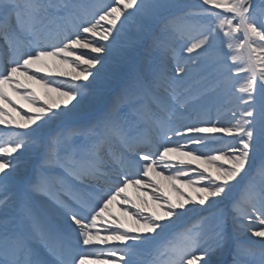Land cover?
<instances>
[{
    "label": "snow or ice",
    "instance_id": "snow-or-ice-1",
    "mask_svg": "<svg viewBox=\"0 0 264 264\" xmlns=\"http://www.w3.org/2000/svg\"><path fill=\"white\" fill-rule=\"evenodd\" d=\"M0 126V264H264V0H0Z\"/></svg>",
    "mask_w": 264,
    "mask_h": 264
},
{
    "label": "bare ground",
    "instance_id": "bare-ground-1",
    "mask_svg": "<svg viewBox=\"0 0 264 264\" xmlns=\"http://www.w3.org/2000/svg\"><path fill=\"white\" fill-rule=\"evenodd\" d=\"M187 2H194V0H187ZM61 67H63V68L66 69V66H61ZM66 70H69V71H70V69H66ZM54 78H55V79H60V80H63V79H69V78H66V77H55V76H54ZM32 87H33V89H35L36 92H39V93H37V94H39V95L42 96V97L44 96V94H42V95L40 94L41 91L38 89V87H40L39 85L33 83V84H32ZM41 90L44 91L43 88H41ZM8 95L11 96L12 100L15 101L16 104H17L18 106L23 105V107L21 108V111H26V110H27V107H28L27 104H25L22 100H20L15 94H13L12 92L9 91ZM51 95H52L53 97H55V94H54V93L51 94ZM5 107L8 108L7 105H5ZM19 109H20V108H19ZM8 110L10 111V109H8ZM12 115L15 116V113L13 112ZM0 127H2V126H0ZM224 138H225V139H228L229 137H227L226 135H224L223 139H224ZM182 142H183V141H182ZM156 179L159 180L160 178L157 177ZM160 182L165 186L166 190H168L169 193L172 194V193H171V189H170V188L168 187V185H167V182H166V181H162V180H161ZM177 187H180V188L182 189V191H184L185 193H189V192H190V191H188L187 189H185V188L183 187V185L178 184ZM146 191L151 192V189H147ZM129 195L133 198V200H135V198H136V193L133 192L132 189H129ZM172 195H174V194H172ZM118 207H119V205H118ZM126 207H128V208L131 209V205H127ZM132 210L134 211L135 209H132ZM111 211H112L117 217H119L121 220H124V221L127 222V223H131L130 221L127 220L126 217H124V216L122 215L121 208L118 209L117 207H114V208L111 207ZM98 225H99L101 228H103V227L105 226V225H103V224L100 223V222H98ZM101 234L103 235L104 233L101 232Z\"/></svg>",
    "mask_w": 264,
    "mask_h": 264
},
{
    "label": "rangeland",
    "instance_id": "rangeland-1",
    "mask_svg": "<svg viewBox=\"0 0 264 264\" xmlns=\"http://www.w3.org/2000/svg\"><path fill=\"white\" fill-rule=\"evenodd\" d=\"M38 89L41 91V95L42 94H44V91H42L41 90V87H38ZM44 90V89H43ZM37 93H39V92H37ZM20 111H21V108L19 109ZM21 112H23V111H21ZM227 119H228V117L227 116H225V117H222V121L223 122H227ZM217 136L218 137H220V140H218V141H216V142H213V143H210L209 144V147H212V148H215V147H221L222 145H221V141H223V142H228V141H230V137L228 138V139H223V137H224V134H222V133H220V134H217ZM185 188V187H184ZM185 189H187L188 191H190L188 188H185ZM111 207H117L118 209L120 208V206L118 207V205H116V206H111Z\"/></svg>",
    "mask_w": 264,
    "mask_h": 264
}]
</instances>
